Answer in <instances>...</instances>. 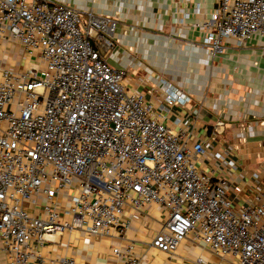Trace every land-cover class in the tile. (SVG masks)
<instances>
[{
  "label": "built area",
  "instance_id": "obj_1",
  "mask_svg": "<svg viewBox=\"0 0 264 264\" xmlns=\"http://www.w3.org/2000/svg\"><path fill=\"white\" fill-rule=\"evenodd\" d=\"M115 28L109 16L58 0H0V40L18 42L29 62L0 68V239L8 264H47L36 245L71 229L121 233L125 209L148 203L167 212L152 247L172 254L191 234L229 264H264V188L250 186L248 202L236 206L229 193L241 195V187L195 166L207 143L189 141L190 120L176 130L162 123L101 52ZM200 28L213 56L227 38L242 44L257 35L264 43V0H215ZM161 83L167 104L190 101ZM68 190L71 203L60 207L55 198ZM113 254L139 264L131 246Z\"/></svg>",
  "mask_w": 264,
  "mask_h": 264
},
{
  "label": "crops",
  "instance_id": "obj_2",
  "mask_svg": "<svg viewBox=\"0 0 264 264\" xmlns=\"http://www.w3.org/2000/svg\"><path fill=\"white\" fill-rule=\"evenodd\" d=\"M83 12L109 16L116 21L112 46L105 51L107 62L125 72L124 82L143 95L152 113L173 129L187 127L189 141L207 143L195 166L213 177L221 175L243 193L230 192L236 206L249 200L247 189L264 188V43L254 35L242 44L227 38L221 51L210 55L202 45L200 28L215 0H58ZM176 10H181L177 12ZM23 48L13 39L0 40V68L28 66ZM161 80L189 96L183 105H169ZM178 120L177 123H174ZM222 121L218 131L214 126ZM222 155L234 166L223 165ZM258 179L253 178V173ZM71 190L55 198L68 206ZM29 213L43 217L40 205L25 204ZM128 227L112 235L92 236L79 229L52 235L36 245L47 264L71 257L82 264H121L113 248L131 246L139 264H229L230 257L213 253L200 239L187 235L172 254L151 245L152 238L166 220V210L145 204L140 211L126 208ZM35 246V245H33ZM0 264H8L0 239Z\"/></svg>",
  "mask_w": 264,
  "mask_h": 264
},
{
  "label": "rangeland",
  "instance_id": "obj_3",
  "mask_svg": "<svg viewBox=\"0 0 264 264\" xmlns=\"http://www.w3.org/2000/svg\"><path fill=\"white\" fill-rule=\"evenodd\" d=\"M33 61H34V62H37V61H38V58L34 56V57H33Z\"/></svg>",
  "mask_w": 264,
  "mask_h": 264
}]
</instances>
